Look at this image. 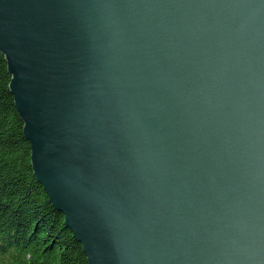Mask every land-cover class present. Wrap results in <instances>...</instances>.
I'll return each mask as SVG.
<instances>
[{
  "label": "water",
  "instance_id": "obj_1",
  "mask_svg": "<svg viewBox=\"0 0 264 264\" xmlns=\"http://www.w3.org/2000/svg\"><path fill=\"white\" fill-rule=\"evenodd\" d=\"M0 50L89 264H264V0H0Z\"/></svg>",
  "mask_w": 264,
  "mask_h": 264
},
{
  "label": "trees",
  "instance_id": "obj_2",
  "mask_svg": "<svg viewBox=\"0 0 264 264\" xmlns=\"http://www.w3.org/2000/svg\"><path fill=\"white\" fill-rule=\"evenodd\" d=\"M11 80L0 50V264H89L34 174Z\"/></svg>",
  "mask_w": 264,
  "mask_h": 264
}]
</instances>
